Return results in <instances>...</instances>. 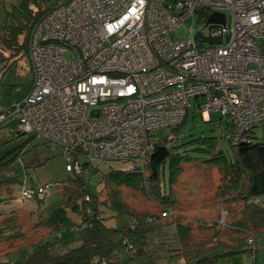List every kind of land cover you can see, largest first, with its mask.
Returning <instances> with one entry per match:
<instances>
[{
    "label": "built area",
    "instance_id": "1",
    "mask_svg": "<svg viewBox=\"0 0 264 264\" xmlns=\"http://www.w3.org/2000/svg\"><path fill=\"white\" fill-rule=\"evenodd\" d=\"M213 12L225 22L209 23ZM195 17L207 35L191 36ZM187 22V35L175 38ZM260 38L264 0H63L33 24L30 89L0 106V124L14 119L20 131L59 145L74 173L82 172L80 158L142 168L156 130L181 123L190 106L205 120L211 112L227 117L239 142L264 118ZM48 186L23 187L21 199H43ZM243 248L254 261L256 235Z\"/></svg>",
    "mask_w": 264,
    "mask_h": 264
},
{
    "label": "trees",
    "instance_id": "2",
    "mask_svg": "<svg viewBox=\"0 0 264 264\" xmlns=\"http://www.w3.org/2000/svg\"><path fill=\"white\" fill-rule=\"evenodd\" d=\"M30 4H33L31 0H22L14 6L0 29V81L10 66L18 64L24 57L30 65L26 39L20 40V35H29L36 20L51 9L40 6L33 9ZM8 50L10 54L6 55L5 51ZM188 112L189 109L181 123L172 126L175 131L184 124ZM209 120L210 118L205 121ZM263 120L264 118L254 123L244 135L245 139L239 142H233L234 131L230 121L229 143L233 149L230 156H226L217 148L215 138L205 137L201 140L204 147L197 148V151L205 154L201 161L207 163L205 167L213 166L220 174L217 187L221 194V202L224 203L229 199L240 204L238 209L222 203L219 206L214 234L218 236L217 231L226 228L234 232V234H228L225 240L218 239L214 235L212 238L196 241L190 224L179 221L169 222L174 224L176 234L175 241L170 240L174 244L171 250L182 263L215 264V259L220 255L244 251L243 246L249 234L256 235L257 243L258 236L264 234V198H260L264 195V141L254 142L255 135L252 129ZM33 137H35L34 134L17 129L14 119L0 124V174H3L0 184L8 187L17 183V174L13 171L15 164L23 154L24 145ZM173 139L174 137L159 140L156 138L149 160L140 169H110L103 173L101 181L103 186L99 194L93 195L80 189L77 191L81 196L80 202L76 200L77 198L73 200L71 196H68L65 205L77 217L75 224L70 228L76 232L74 237H64L62 232L65 228L62 225L48 224L49 227L44 228L45 232L39 234L41 237L36 238L37 242L31 245L27 253H20L21 257L16 256L17 259H13V262L17 264H122L126 260L128 264H154L155 249L150 248L151 243H154L152 238L157 239L162 235L163 239L160 241L161 246L164 247L166 244L163 242L167 243L166 239L170 237L166 236L167 232L163 230L162 221L176 215L173 206L177 199L171 187L183 175L184 169L181 163L197 160L180 153L176 146H169L168 142ZM88 163L89 161L83 160L82 172L75 173L80 185L83 183L81 179L83 169ZM6 173L8 176H5ZM124 189L137 191L157 202L160 205L158 212L138 211L131 207L124 198ZM101 192L104 197H100ZM86 196L88 199H85ZM102 208L113 212L114 220L111 224L104 221ZM222 210L226 214L220 222ZM34 228L32 227V231H37ZM2 231L6 230L0 226V232ZM54 231L55 236H45ZM158 231L161 233L157 234ZM158 235L160 236L157 237ZM212 240L215 243H212ZM73 242H77V245H72ZM217 250L219 252L216 254ZM11 252L13 251L6 253L8 258L11 257L8 255ZM142 255H148V257L140 262L139 258ZM252 264H257L256 260Z\"/></svg>",
    "mask_w": 264,
    "mask_h": 264
},
{
    "label": "rangeland",
    "instance_id": "3",
    "mask_svg": "<svg viewBox=\"0 0 264 264\" xmlns=\"http://www.w3.org/2000/svg\"><path fill=\"white\" fill-rule=\"evenodd\" d=\"M21 1L0 0V29L8 14ZM31 2L33 4H30V7L33 9H36L37 6L54 8L63 0H31ZM189 26L190 23L188 22L179 25L172 31V35L175 38L184 37L187 35ZM197 31H201L204 35L208 34V28L199 23L195 17L191 25V36ZM28 36V34L20 35V40L26 39L27 52ZM257 41L264 46L263 38ZM5 54H10L9 50L5 51ZM20 61L23 66L19 62L2 75L0 81L1 107H9L12 103L21 101L27 93L32 80V73L28 69L27 58L24 57ZM229 124L230 120L221 116L218 112H211L210 120L205 121L201 117L199 107L190 106L188 116L178 130L175 131L172 126L160 127L156 130L155 135L158 140L174 137L173 140L168 142L169 146H176L180 153L197 158V160L193 159V161L181 163V167L184 169L183 175L171 187L177 199L176 204L173 206L176 215L162 221L164 223L163 230L167 232L166 236L170 237L166 239L167 243L163 242V244H166L164 247L161 246L162 242L160 241L163 239L162 235L157 239L152 238L154 243H151L150 248L155 249L153 254L154 264H184L171 250L174 247L172 242L175 241L176 234L174 224L169 222L179 221L183 224H190L193 238L196 241L212 238L215 235L217 226L215 222L218 219L219 206L222 203L221 194L217 187L220 174L213 166L207 165L205 167L206 162L201 161L204 159L205 154L197 151V148L204 147L201 144L203 138L213 137L216 139L217 148L222 150L226 156H230L233 149L229 143L231 133ZM252 129L255 135L254 142L264 141V120L253 126ZM25 138L27 139V136ZM52 146L54 148H51V145L41 137L30 138V141L24 145L23 154L16 162L13 170L17 174V183L8 187L0 184V198H2L0 200V226L6 230L0 232V260L7 259L6 253L10 251L13 252L8 254L11 256L8 259L12 260L16 256L21 257V254H26L31 245L37 242L36 238L41 237L39 234L43 233L44 228L49 227L48 224H60L65 228L62 232L64 237H74L76 232L70 230V228L75 224L77 217L65 205L68 196H71L73 200L77 198L76 200L80 202L81 196L77 192L80 189L97 195L103 186L101 182L103 173L110 169L127 168V161L92 159L83 169L81 175L83 183L80 185L75 173L69 172L65 168L66 158L62 148L55 144ZM83 160L80 158L81 162ZM5 176H8V173ZM2 177L3 174H0V179ZM40 185H49L43 200L21 199L23 187L36 188ZM102 192L100 197H104ZM123 193L128 204L138 211L144 210L149 213H156L160 208L157 202L146 198L137 191L124 189ZM262 197L264 198V195L260 196V198ZM222 204H228V206L238 209L240 203L227 199ZM112 214L113 212L107 208L103 210L102 215L105 217L104 221L107 224H111V221L114 220ZM32 227H35L34 229L37 231L33 232ZM217 232L218 236L217 234L215 236L223 240L228 234H234L228 228L220 229ZM160 233V231L157 232V234ZM47 235L55 236L56 232L47 233L45 236ZM212 243H215V241L212 240ZM72 245H77V242H73ZM258 245L255 260L257 264H264V234L258 236ZM218 252L219 250L215 253ZM147 257L148 255H142L139 261L142 262ZM125 261L122 264H128ZM252 263V258L244 251H238L230 255H220L215 259V264Z\"/></svg>",
    "mask_w": 264,
    "mask_h": 264
},
{
    "label": "water",
    "instance_id": "4",
    "mask_svg": "<svg viewBox=\"0 0 264 264\" xmlns=\"http://www.w3.org/2000/svg\"><path fill=\"white\" fill-rule=\"evenodd\" d=\"M208 22L209 23H221V24H223L225 22V16L221 12H213L209 17ZM198 35H199V33L197 32L195 37H197ZM204 41H206L207 43H210V44H214V43H220L221 39L220 38H209V37H207L204 39Z\"/></svg>",
    "mask_w": 264,
    "mask_h": 264
},
{
    "label": "crops",
    "instance_id": "5",
    "mask_svg": "<svg viewBox=\"0 0 264 264\" xmlns=\"http://www.w3.org/2000/svg\"><path fill=\"white\" fill-rule=\"evenodd\" d=\"M20 63H21V65L23 66V63L21 62V61H19ZM18 62V63H19ZM15 65V64H14ZM29 65V64H28ZM13 67V65L12 66H10V68H12ZM29 70H30V72L32 73V69H31V64L29 65V68H28ZM2 78V77H1ZM32 81V80H31ZM31 84V83H30ZM29 89H30V85H29V88H28V90H27V92L29 91ZM16 103V102H15ZM14 103H12V105H13ZM10 106V105H9ZM10 261H14V260H12V259H4V260H0V264H9V262Z\"/></svg>",
    "mask_w": 264,
    "mask_h": 264
},
{
    "label": "bare ground",
    "instance_id": "6",
    "mask_svg": "<svg viewBox=\"0 0 264 264\" xmlns=\"http://www.w3.org/2000/svg\"><path fill=\"white\" fill-rule=\"evenodd\" d=\"M111 160H113V159H111ZM116 160H118V159H116Z\"/></svg>",
    "mask_w": 264,
    "mask_h": 264
}]
</instances>
